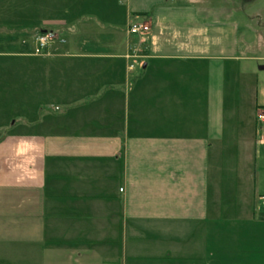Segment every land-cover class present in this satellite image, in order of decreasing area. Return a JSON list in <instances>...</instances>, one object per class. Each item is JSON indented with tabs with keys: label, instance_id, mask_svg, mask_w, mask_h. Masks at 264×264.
<instances>
[{
	"label": "crops",
	"instance_id": "1",
	"mask_svg": "<svg viewBox=\"0 0 264 264\" xmlns=\"http://www.w3.org/2000/svg\"><path fill=\"white\" fill-rule=\"evenodd\" d=\"M9 5L13 28L0 23V34L15 45L0 36V63L25 61L42 75L53 67L57 82L28 88L27 110L41 115L0 134V255L20 251L28 264H264V195L250 199L264 137L248 135L240 168L238 130L248 120L238 114V74L228 72L239 61L240 26L219 18L226 8L208 0ZM19 16L31 32L55 30L64 42L51 56L20 54ZM131 23L148 24L147 34L129 36ZM51 108L58 115L45 114ZM144 228L174 241L134 240Z\"/></svg>",
	"mask_w": 264,
	"mask_h": 264
},
{
	"label": "rangeland",
	"instance_id": "2",
	"mask_svg": "<svg viewBox=\"0 0 264 264\" xmlns=\"http://www.w3.org/2000/svg\"><path fill=\"white\" fill-rule=\"evenodd\" d=\"M10 1L11 0H0V11L4 13L0 14V23L6 26L8 34L10 33L9 27H11V25L5 23H10L11 21V15L8 11L10 9ZM208 1L211 3V6H220L222 8H226L223 9L222 14H219V18L231 17L233 20H236L240 26V41L237 48L239 61L233 63L234 70L232 69V66H230L228 72H236L238 74V78L236 79V90L238 94H240V109L238 110V114L240 118L248 120V122H243L241 131L239 132L238 130L240 141L237 144L240 155L242 153V159L240 158L239 167L244 169L246 166L245 151H247L245 140L247 139L248 135L252 138L253 142H258L262 137H264V0ZM23 6L25 7V3ZM18 19L19 21L17 22L20 23L19 27H23L25 29V32H23L24 34L19 35L20 40L18 41V48L20 49V54L30 56H51L54 54L52 51L53 44L57 42H64L61 41L62 39L60 38L58 31L45 30L38 33V31L34 30L31 32L28 25H26L27 17L19 16ZM124 29H126L127 31V25L124 26ZM43 32L45 34H52L54 37L52 38V43H50V45L46 47V49L41 50L38 49L36 40L38 38V35H41ZM0 36L2 42L6 43L7 45L12 44V49L14 50L15 42H13L11 38H8L9 35L1 33ZM62 49L63 48H59L58 51H61ZM64 53L66 54L67 52ZM140 54H142V52ZM131 55L126 56V58L130 60L135 59L137 58V56H139L136 54V56H134L135 58H133ZM38 70L39 69L37 67L34 69L32 67L28 68V63H25V61H20L18 64L11 63V61L0 63V89H2V94H0L1 135L4 136L8 133H11V131L18 126H22L25 124L28 125L27 118L32 120V117L30 115H32L35 119L37 115H39V112L37 111L34 112L31 110H27V104L30 102V99H32L26 94L28 93V88H41L43 85V77L50 79L51 84L53 85L57 82L53 79L57 77L56 75H54L57 72L53 67L48 68V73H46L47 71L45 70V75H42V71L38 72ZM230 86L231 81L230 78H228V88H230ZM255 105H257L256 110L254 107ZM257 110L259 111L256 112ZM58 113L59 112L57 108H51L50 110L45 111V114H47L48 116L58 115ZM232 145L233 144L228 146ZM248 150L253 151V143ZM229 152L233 153L232 149H230ZM236 153L237 152L234 148V154L236 155ZM252 159H254L252 161L254 162V165L251 174L253 176L255 175V194H253L254 192L251 186L252 189L250 193V199L254 200L257 203L259 197L264 195V145H262L261 147H259L258 145L256 146V155L255 158L253 157ZM217 163L218 160L216 158V155L211 153L212 172L214 171L215 165ZM230 163H232L231 159L226 158L225 167L227 168ZM233 198L234 196L232 197V199ZM257 215L264 217V205L260 206L257 209ZM131 229L132 227L128 231L130 234ZM153 235H155L153 230L144 228L143 231H141L137 235V237L134 238V240L138 239V241L151 245L156 244L157 248L169 247V241H174L169 238L157 239ZM183 236H185V234H183ZM127 238H130L129 234ZM134 240L133 238H131L129 239V242L133 243ZM179 242L181 245L184 244L185 238H182V236H180ZM4 251L6 252L0 255V264H28V256H21V253L23 252H16L18 255V257H16L15 252L7 250ZM88 258H91V255H88ZM104 264L120 263L117 257H115L114 259L109 258V261L106 260Z\"/></svg>",
	"mask_w": 264,
	"mask_h": 264
},
{
	"label": "built area",
	"instance_id": "3",
	"mask_svg": "<svg viewBox=\"0 0 264 264\" xmlns=\"http://www.w3.org/2000/svg\"><path fill=\"white\" fill-rule=\"evenodd\" d=\"M149 30V27L147 24H131L128 27V34L129 35H138V36H144ZM54 36L52 34H44V35H40L37 38V45H38V49H46V47H48L50 45V43H52V38ZM141 50L137 51V54H140ZM132 58V57H131ZM135 58V57H133ZM130 70L133 69V65H130ZM121 191V190H120Z\"/></svg>",
	"mask_w": 264,
	"mask_h": 264
},
{
	"label": "water",
	"instance_id": "4",
	"mask_svg": "<svg viewBox=\"0 0 264 264\" xmlns=\"http://www.w3.org/2000/svg\"><path fill=\"white\" fill-rule=\"evenodd\" d=\"M44 33V32H43Z\"/></svg>",
	"mask_w": 264,
	"mask_h": 264
}]
</instances>
